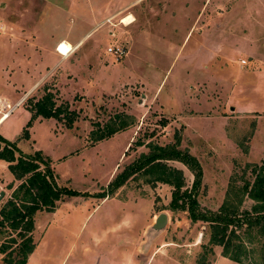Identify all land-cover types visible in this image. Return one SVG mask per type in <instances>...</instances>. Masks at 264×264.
Instances as JSON below:
<instances>
[{"label":"rangeland","instance_id":"rangeland-1","mask_svg":"<svg viewBox=\"0 0 264 264\" xmlns=\"http://www.w3.org/2000/svg\"><path fill=\"white\" fill-rule=\"evenodd\" d=\"M53 3L0 0V104L9 112L0 124V151L10 144L15 157L40 152L57 186L79 195L65 197L54 213H35L29 233L35 246L26 264H197L208 245L207 226L168 209L171 187L136 177L105 200L98 195L148 152L147 143L173 144L176 135L180 149L201 165V210L216 211L232 180L253 181L250 166L264 160V0H79L71 38L88 35L69 59L74 50L58 57L67 59L60 64H50L55 53L23 44L33 31L56 35L53 27L63 29ZM124 16L133 17L130 25L122 23ZM114 48L123 55L116 59L108 51ZM46 93L74 111L76 120L67 129L63 121L38 118L24 139L28 102ZM116 117L128 128L94 142L98 125L118 124ZM168 165L183 172L189 189L193 178L186 167ZM20 183L0 158V209ZM251 205L245 199L242 207ZM150 210L168 218L155 241L146 234ZM128 222L133 233L117 238ZM21 241L0 225V264L21 259ZM165 242L172 243L167 256L163 252L168 261L151 262ZM244 242L248 249L257 246ZM211 248L205 264L221 251Z\"/></svg>","mask_w":264,"mask_h":264},{"label":"trees","instance_id":"trees-1","mask_svg":"<svg viewBox=\"0 0 264 264\" xmlns=\"http://www.w3.org/2000/svg\"><path fill=\"white\" fill-rule=\"evenodd\" d=\"M28 103L26 109L30 119L23 130L24 139H29L28 128L38 118L63 121L67 129H71L76 120V113L70 111L67 105L57 106L51 93H46L35 103ZM116 119L118 124L106 125L103 129L98 125V130L91 133L93 141L108 139L130 125L125 119ZM161 124L166 125L165 121ZM175 138L173 144L165 146L147 143L148 152L140 154L118 173L108 184L106 192L98 195L99 199L112 196L128 180L136 177L143 178L151 186L158 183L168 185L172 189L168 209L187 212L192 223L202 222L207 226L208 245L203 247L205 252L197 264H205L206 256L214 255L211 247H220L221 256L236 264H264V160L261 165L250 166L252 182L245 180L241 185H236V181L232 180L229 183L224 201L216 211L201 210L197 200L203 177L201 165L188 151L180 149V136L176 135ZM143 144L137 141L134 145L145 146ZM15 150L18 151L8 144L0 151V158L9 163L10 172L16 180L21 181L13 198L0 209V225L17 232L22 239L18 248L21 259L15 264H26L35 246L29 235L34 229L35 213H52L65 197L78 194L57 186L49 160L43 158L40 152L15 157ZM168 162H178L191 173L193 179L189 189L185 187L183 172L168 165ZM245 199L252 202L250 209L242 207ZM244 238L248 244L257 246L248 249Z\"/></svg>","mask_w":264,"mask_h":264},{"label":"crops","instance_id":"crops-1","mask_svg":"<svg viewBox=\"0 0 264 264\" xmlns=\"http://www.w3.org/2000/svg\"><path fill=\"white\" fill-rule=\"evenodd\" d=\"M205 3L206 2H203L202 6H201V10H203L205 8V6H207ZM248 5H249V3L246 6H248ZM262 5L263 4H261V6ZM80 6L81 5L79 3V0H56V4L53 3L51 7H53L54 11H56V14L57 13L59 14V15H56V24L62 23V25H63L65 23V25L63 26V29L59 25H56V28L53 27V30L54 31L56 30V35H53L51 33L43 35V33L41 34V33H38V31L37 32L33 31L32 34H30V36L28 35L29 37H26V41L25 42L23 41L24 46L25 47L27 46L28 50H31V51L32 50H34L36 52L45 51V52H48V53H51V54L55 53L56 54V58L50 64L55 63V62L60 64L62 61L63 62L67 61V59L60 60L58 58L60 55L56 52V47L62 42L68 43L71 46L72 51L74 50L68 56V59H69L72 55H74L75 51L78 49V47H80V44L83 42V40L88 35V33H87L83 37H80V38L78 37L77 39L71 38L70 32L73 31V27H74V24H75V23H73V21H71V19L73 18L71 16V13H72V10L74 8L77 9ZM186 7H187V4H185V7L183 8L182 11H186L187 10ZM63 15H65V17ZM124 17H127V16H124ZM107 19L108 18H106L104 21H106ZM58 20H60V22H58ZM67 20H69L71 22H68ZM91 30L94 31L95 28H93ZM51 32H53V31H51ZM1 36H3V35H1ZM44 42H46V43H44ZM55 211H56V208H55L54 212ZM157 215H158L157 213H155L152 210H150L148 212L147 216H146V218H147L146 221L148 222V224L146 225V227H147L146 228V231H147L146 234H149V235L151 234L152 238H153L152 239L153 241H155L156 239H158L162 235L161 232L160 233H155L154 231L151 230V226L153 225ZM125 225H126V227L124 228L123 231H118L117 232V234H116L117 238H119V237H121L123 235L128 236L130 233H133V230L131 228V223L128 222ZM114 230L115 229L112 228L111 229L112 232L110 234H114ZM171 244H172L171 242H165L164 244H162L160 246L159 249H157L158 251L156 250L157 252H153L152 253L153 256L151 257V258H153V260H151V262L154 261L157 257H160L161 261L162 260L163 261H168V260H166V258H163V252L167 256V253L170 250L169 248H171ZM124 247H126V246H124ZM126 249L129 250V246H127ZM126 249H125V251H126ZM220 253H221V251H217V253L215 254V260H214L213 264H222L226 260V258L222 257L220 255ZM131 264H138V263L132 262ZM234 264H236V263H234Z\"/></svg>","mask_w":264,"mask_h":264},{"label":"built area","instance_id":"built-area-1","mask_svg":"<svg viewBox=\"0 0 264 264\" xmlns=\"http://www.w3.org/2000/svg\"><path fill=\"white\" fill-rule=\"evenodd\" d=\"M62 43H65V42H62ZM62 43H60L57 47H56V52L61 56V57H67L68 54L71 53L72 51V48L69 44L68 45V48L66 49V53H63L61 51V46H62ZM65 47V45L63 46ZM110 53H113V55L115 56V58H119L123 55L124 53V50L122 48H114V49H109L108 50ZM67 54V55H66ZM5 110H6V107L3 105V104H0V121L3 120V118L5 117L6 114H9L8 113H5Z\"/></svg>","mask_w":264,"mask_h":264},{"label":"water","instance_id":"water-1","mask_svg":"<svg viewBox=\"0 0 264 264\" xmlns=\"http://www.w3.org/2000/svg\"><path fill=\"white\" fill-rule=\"evenodd\" d=\"M167 222V215L165 213H160L157 215L153 225L151 226V230L155 233H160L166 228Z\"/></svg>","mask_w":264,"mask_h":264},{"label":"bare ground","instance_id":"bare-ground-1","mask_svg":"<svg viewBox=\"0 0 264 264\" xmlns=\"http://www.w3.org/2000/svg\"><path fill=\"white\" fill-rule=\"evenodd\" d=\"M133 21V17L132 16H127L125 17L123 20H122V23L124 25H130V23ZM68 43H62V46H61V51L63 53H66V49L68 48ZM65 45V47H63ZM66 48V49H65ZM67 55V54H66ZM8 117V114L5 115V117L3 118V120L0 121V124Z\"/></svg>","mask_w":264,"mask_h":264}]
</instances>
